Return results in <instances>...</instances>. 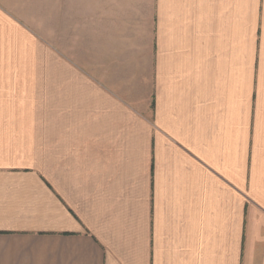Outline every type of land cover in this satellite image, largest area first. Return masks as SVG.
Returning a JSON list of instances; mask_svg holds the SVG:
<instances>
[{
	"label": "crops",
	"instance_id": "1",
	"mask_svg": "<svg viewBox=\"0 0 264 264\" xmlns=\"http://www.w3.org/2000/svg\"><path fill=\"white\" fill-rule=\"evenodd\" d=\"M0 264H264V0H0Z\"/></svg>",
	"mask_w": 264,
	"mask_h": 264
}]
</instances>
